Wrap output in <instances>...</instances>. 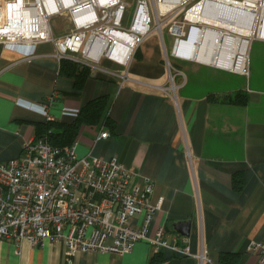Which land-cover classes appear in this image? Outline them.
<instances>
[{
    "label": "crops",
    "instance_id": "0c3cea01",
    "mask_svg": "<svg viewBox=\"0 0 264 264\" xmlns=\"http://www.w3.org/2000/svg\"><path fill=\"white\" fill-rule=\"evenodd\" d=\"M140 20L141 15L136 26ZM195 30L192 37L198 41L201 32ZM52 32L55 38L65 35ZM168 43L171 50V39ZM177 47L174 55H185L181 58L186 63L172 62L183 75L175 76L179 88L174 99L159 89L168 88V71L162 38L154 33L138 47L123 86L115 75L123 68L102 59L89 67L91 75L81 90L60 74L53 43H39L28 60L0 45V163L18 157L23 143L36 137L35 125L48 122L24 102L38 105L55 93L48 112L60 122L65 120L60 115L63 107L80 110L86 102L106 96L112 130L102 122L81 127L74 141L77 157H116L137 174L135 182L151 180L152 200L160 204L151 231L163 226L168 239L178 245L181 238L187 239L190 255L155 254L141 242L120 257L67 256L62 242L31 247L0 241V264H150L156 256L154 264H219L221 255L227 256L223 264H255L250 244L264 240V40L252 43L249 58L254 50L255 66L247 78L194 62L190 48ZM235 91L247 95L245 107L208 99ZM102 132L108 137L100 138ZM184 221L190 223L187 237L174 229ZM140 223V217L132 220L134 226Z\"/></svg>",
    "mask_w": 264,
    "mask_h": 264
},
{
    "label": "built area",
    "instance_id": "2783aa9c",
    "mask_svg": "<svg viewBox=\"0 0 264 264\" xmlns=\"http://www.w3.org/2000/svg\"><path fill=\"white\" fill-rule=\"evenodd\" d=\"M161 4L164 0H135L131 24L123 29L121 24L128 8L123 0H0V45L21 53L27 60L43 42L54 44V57L58 60L69 59L93 68L106 59L123 68L115 73L123 86L129 81L128 66L142 41L154 30L162 38L163 21L159 19L166 14V19L173 17L183 3L165 12L160 10ZM150 5L157 15L154 28ZM263 9L264 0H256L252 8L254 39L264 40L259 36ZM62 15L70 19L72 30L55 38L50 20ZM139 15L144 19L143 25L141 30H135ZM177 40L171 56L185 60L174 55ZM119 47L128 50L124 61L114 54ZM166 66L169 85L159 89L176 99L179 87L174 79L183 75L167 61ZM242 73L247 76L245 71ZM55 98L54 93L41 104H24L53 122L48 110ZM78 114L79 109L60 110L61 118H76ZM107 137V132L100 134V138ZM76 144L63 149L51 146L46 138L35 137L23 143L18 157L0 163V241L26 242L31 247L45 241L62 242L67 256L102 253L120 257L141 242L151 246L155 254L168 251L176 256L190 255L187 239L181 238L182 245H178L176 240L168 239L163 226L151 231L160 211V204L152 200L151 180L142 178L135 182L137 174L116 157L78 158ZM138 217L141 223L134 226L132 220ZM249 253L255 257V264H264V240L251 243Z\"/></svg>",
    "mask_w": 264,
    "mask_h": 264
},
{
    "label": "rangeland",
    "instance_id": "374dc122",
    "mask_svg": "<svg viewBox=\"0 0 264 264\" xmlns=\"http://www.w3.org/2000/svg\"><path fill=\"white\" fill-rule=\"evenodd\" d=\"M123 1L127 2L128 8L124 14V18H123L121 26L123 29H127L132 21L135 0H123ZM200 1L202 0H186L181 5V8L179 9V11L173 15V17L166 19L169 16V14H166L165 16L163 15L161 19H159V22L163 21L162 27H161V34H162V41H163L164 48L162 49V51H163L164 57L166 56V61L171 66H172L173 61L178 62L181 65L186 63L183 60H179V59H176L170 56L172 49L170 50L168 41L171 39L172 48H173L175 40L178 39L177 40L178 50L182 51L183 48H190V50L192 51L189 52L188 55L194 60L200 63L207 64L208 66H211L213 68H219L221 71H225L227 73H231L234 75H240L242 77L247 78V76L249 75V69L251 67L254 68L255 66V60H254L255 51L254 50L252 54V59L249 58L250 48L252 46L253 41L255 40L254 37L250 36L246 38V40L248 41V45H247V51H246V56H245L244 71L247 73V76L243 75V73H235V72L230 71L231 67L234 65L235 57L218 50V42H219L218 39H220L221 32H224V33L228 32L233 37L234 36L237 37L238 35L233 34L222 28H217V27H213L210 25H206V24L204 25L203 23H192V22L185 20V15L187 11L191 9L195 4L199 3ZM150 9H151L152 28H154L157 26V20H156L157 15H156V12L154 14V12L152 11L151 5H150ZM143 21L144 19L140 20L138 26H135V30H141V24L143 25ZM50 24L52 26V29L55 32L57 31V33L67 34L70 31V28H67L68 19L65 15L56 16L52 18L50 20ZM173 26L180 28L182 32V35L180 37H177L174 34L173 35L170 34V28H173ZM195 27L197 30H200L201 32V35L198 38V41H196L195 37H192L193 35L196 36L197 34ZM206 28H209L207 29L208 33H210L208 36L202 34V29H206ZM153 33L157 34L160 37L158 30H154ZM195 46H196V49H194ZM180 56L183 57L185 55H180ZM225 67H227L228 70H225ZM234 88L235 90L238 88L237 83H234ZM239 92L246 95L244 92L235 91L233 94H221V95H215V96H217L218 99L220 100H224L226 98L233 97L236 93H239Z\"/></svg>",
    "mask_w": 264,
    "mask_h": 264
},
{
    "label": "bare ground",
    "instance_id": "6f19581e",
    "mask_svg": "<svg viewBox=\"0 0 264 264\" xmlns=\"http://www.w3.org/2000/svg\"><path fill=\"white\" fill-rule=\"evenodd\" d=\"M186 0H164L160 5L162 12L168 11L177 5L184 3ZM256 0H202L189 9L185 15V20L192 23H203L217 28L225 29L228 32H221L218 42V50L235 57L234 65L230 71L242 73L245 66V56L248 41L246 38L252 36V24L254 13L252 8ZM263 24L259 30V36L264 38V9L262 14ZM209 28L202 29L203 35H209ZM172 33L175 36L181 35V30L173 28ZM125 41H130L126 36H122ZM199 43V42H198ZM121 61H124L128 54L126 48L117 49L114 53ZM194 62H198L191 59ZM200 63V62H199Z\"/></svg>",
    "mask_w": 264,
    "mask_h": 264
},
{
    "label": "trees",
    "instance_id": "16d2710c",
    "mask_svg": "<svg viewBox=\"0 0 264 264\" xmlns=\"http://www.w3.org/2000/svg\"><path fill=\"white\" fill-rule=\"evenodd\" d=\"M137 51V50H136ZM136 55V52L135 54ZM60 74L74 82L76 90H81L84 83L89 79L91 75V69L79 62H75L69 59H61ZM208 99L212 102L222 101L229 104L245 107L248 102L246 95L242 93H236L233 97L226 98L224 100L218 99L215 95H209ZM108 98L106 96H100L86 102L79 110V114L76 118H63L65 120L57 122H45L35 125V132L37 138H46L48 143L53 147L69 148L75 141L77 134L81 127H94L101 122L112 130V121L106 116ZM235 189L239 190L240 186L233 181ZM227 256L221 255L219 264H223ZM155 258L152 259L150 264H154L159 261Z\"/></svg>",
    "mask_w": 264,
    "mask_h": 264
},
{
    "label": "water",
    "instance_id": "95a60500",
    "mask_svg": "<svg viewBox=\"0 0 264 264\" xmlns=\"http://www.w3.org/2000/svg\"><path fill=\"white\" fill-rule=\"evenodd\" d=\"M176 45H177V42H176ZM176 45L174 47V51L176 49ZM189 226H190L189 221H184V222L177 223L174 229H175V232L181 237H187L189 235Z\"/></svg>",
    "mask_w": 264,
    "mask_h": 264
}]
</instances>
